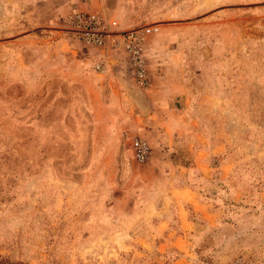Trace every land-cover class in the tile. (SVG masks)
<instances>
[{"label": "rangeland", "instance_id": "374dc122", "mask_svg": "<svg viewBox=\"0 0 264 264\" xmlns=\"http://www.w3.org/2000/svg\"><path fill=\"white\" fill-rule=\"evenodd\" d=\"M77 10L156 29L158 98L146 116L120 100L127 132L66 76L90 58L135 84ZM0 262L264 264V0H0Z\"/></svg>", "mask_w": 264, "mask_h": 264}, {"label": "built area", "instance_id": "2783aa9c", "mask_svg": "<svg viewBox=\"0 0 264 264\" xmlns=\"http://www.w3.org/2000/svg\"><path fill=\"white\" fill-rule=\"evenodd\" d=\"M67 21L86 48L124 53L128 58L135 85L143 90L150 88L147 59L151 38L156 29L145 27L113 33L112 29L118 26L116 22L108 21L101 13L78 10L70 15ZM95 69L104 72L105 62L99 61ZM132 152L137 162L146 164L150 160L152 149L147 140L136 137L132 142Z\"/></svg>", "mask_w": 264, "mask_h": 264}, {"label": "crops", "instance_id": "0c3cea01", "mask_svg": "<svg viewBox=\"0 0 264 264\" xmlns=\"http://www.w3.org/2000/svg\"><path fill=\"white\" fill-rule=\"evenodd\" d=\"M83 62L86 67L77 63L73 64L70 66L67 75H65L72 83L78 84L87 90L89 99H93L92 103H94L98 109L101 108L98 99L106 100L105 104L107 105V108L105 110L108 111V122L110 120L111 123H115L113 130L114 133H117V131H120L121 133H124L125 131L127 132L130 129L131 121L133 125H135L134 122H136V119L135 117H130L131 113L119 110L118 107L121 103V99H137V97L134 96L132 98L130 96L128 86L126 85L125 80H123L124 72L115 66H107L104 72L98 71L95 69L94 62L90 58L85 59ZM108 73L109 76L107 78L106 75ZM101 75L103 77H100ZM112 77L115 79H112ZM156 88L157 87L151 85L146 94L144 93L145 99H157L158 95H156L154 91ZM98 118L100 119V116H98ZM180 236L182 237V235H179L178 237Z\"/></svg>", "mask_w": 264, "mask_h": 264}, {"label": "water", "instance_id": "95a60500", "mask_svg": "<svg viewBox=\"0 0 264 264\" xmlns=\"http://www.w3.org/2000/svg\"><path fill=\"white\" fill-rule=\"evenodd\" d=\"M125 80L126 85L128 86V92L130 96L133 98L134 96L137 97V99H130V105L136 107L139 109L138 111L142 116H146L147 114L144 113V110L149 109L148 101L144 97V92L141 88L136 86L135 84L131 83L129 80L123 78ZM149 112V110H148Z\"/></svg>", "mask_w": 264, "mask_h": 264}, {"label": "trees", "instance_id": "16d2710c", "mask_svg": "<svg viewBox=\"0 0 264 264\" xmlns=\"http://www.w3.org/2000/svg\"><path fill=\"white\" fill-rule=\"evenodd\" d=\"M188 155H189V151H187L186 149H180V150L178 151V153L175 154V157H177V156L182 157L181 162L183 163V165H184L185 168H188V163H187L186 161H184L185 158H186ZM218 158H220V157H218ZM203 182H204V180H203ZM186 187L189 188V186H186ZM181 188H182V187H181ZM0 263H1V262H0Z\"/></svg>", "mask_w": 264, "mask_h": 264}]
</instances>
